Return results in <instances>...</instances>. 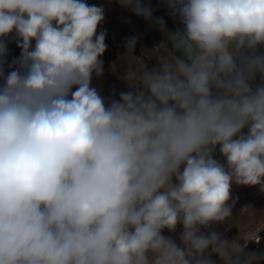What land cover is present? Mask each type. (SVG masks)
Here are the masks:
<instances>
[{
  "label": "clouds",
  "instance_id": "clouds-1",
  "mask_svg": "<svg viewBox=\"0 0 264 264\" xmlns=\"http://www.w3.org/2000/svg\"><path fill=\"white\" fill-rule=\"evenodd\" d=\"M119 4L171 55L128 38L113 99L102 5L0 0V264H264L217 227L264 193V0H166L174 29Z\"/></svg>",
  "mask_w": 264,
  "mask_h": 264
},
{
  "label": "rangeland",
  "instance_id": "rangeland-1",
  "mask_svg": "<svg viewBox=\"0 0 264 264\" xmlns=\"http://www.w3.org/2000/svg\"><path fill=\"white\" fill-rule=\"evenodd\" d=\"M87 2L97 6L102 5L105 8V20L100 27L107 32L105 38L107 50L101 57L104 61V75L99 79L94 77L92 84L98 87L103 96L118 99L119 92L127 90L125 83L119 77L123 73L126 61L129 58L124 56L126 52H121V45L109 44L111 40L120 41L126 45L128 38L136 37L139 40V51L138 53L134 52V55L144 59L149 66L154 65L161 57L171 55V51L164 43H160L155 47L147 46L143 41V37L149 32L153 30L159 31V29L154 25H150L143 17L133 14L129 9L122 8L118 0H87ZM141 3L150 5L154 10V17H156L155 12L161 6L160 0H141ZM165 22L168 29L176 28L175 25ZM261 50L264 51V49ZM114 64L115 68H113Z\"/></svg>",
  "mask_w": 264,
  "mask_h": 264
},
{
  "label": "crops",
  "instance_id": "crops-1",
  "mask_svg": "<svg viewBox=\"0 0 264 264\" xmlns=\"http://www.w3.org/2000/svg\"><path fill=\"white\" fill-rule=\"evenodd\" d=\"M232 197L237 201L233 214L218 225V229L226 233L227 237H237L241 242H249L252 236L260 234L262 236L260 247L255 248L248 244V248L264 250V193L257 187L234 186Z\"/></svg>",
  "mask_w": 264,
  "mask_h": 264
},
{
  "label": "trees",
  "instance_id": "trees-1",
  "mask_svg": "<svg viewBox=\"0 0 264 264\" xmlns=\"http://www.w3.org/2000/svg\"><path fill=\"white\" fill-rule=\"evenodd\" d=\"M160 1H161L162 6H160V8L156 10L155 16L163 18L170 25H173V26L175 24L178 25V22L176 20H174L169 14V9L166 6V0H160ZM162 40H163L162 34L158 30H153L143 37L144 43L149 47H155V46L159 45L162 42ZM111 43L112 44H118L119 46L121 45V48H120L121 52L127 51L126 45H124L122 42L111 40L109 42V44H111ZM138 44H139V41H137V43H136V46H135L136 48L134 49L135 53H138V51H139L138 50Z\"/></svg>",
  "mask_w": 264,
  "mask_h": 264
},
{
  "label": "built area",
  "instance_id": "built-area-1",
  "mask_svg": "<svg viewBox=\"0 0 264 264\" xmlns=\"http://www.w3.org/2000/svg\"><path fill=\"white\" fill-rule=\"evenodd\" d=\"M175 26L178 27L177 24H175ZM7 43H8L9 53L8 56L6 57V60L7 62L10 63L13 60V58L19 57L21 50L16 46L15 40L12 39L11 37L8 38ZM260 82H261V77L257 75L255 79V83L260 84ZM261 240H262V236L260 234H257L251 237L249 244L253 245L255 248H259Z\"/></svg>",
  "mask_w": 264,
  "mask_h": 264
}]
</instances>
